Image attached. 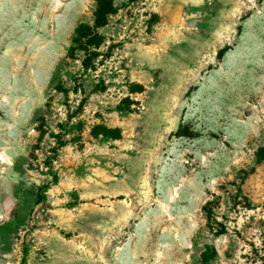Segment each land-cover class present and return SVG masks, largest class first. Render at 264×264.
<instances>
[{
  "label": "rangeland",
  "instance_id": "obj_1",
  "mask_svg": "<svg viewBox=\"0 0 264 264\" xmlns=\"http://www.w3.org/2000/svg\"><path fill=\"white\" fill-rule=\"evenodd\" d=\"M115 6L80 107L92 0H0V264H264V0Z\"/></svg>",
  "mask_w": 264,
  "mask_h": 264
},
{
  "label": "trees",
  "instance_id": "obj_2",
  "mask_svg": "<svg viewBox=\"0 0 264 264\" xmlns=\"http://www.w3.org/2000/svg\"><path fill=\"white\" fill-rule=\"evenodd\" d=\"M136 2L139 0H129ZM93 10L91 12L90 22H80L74 29L73 37L69 47L65 50L64 60L55 67L51 83L52 90L67 96L69 93L80 95L83 99L80 107L93 94L103 92L106 87L104 80L98 76H93L97 66L103 63L98 57L103 55L100 50L103 46L104 38L99 30L107 25L109 16L117 13L115 0H92ZM110 55V54H109ZM106 55L103 57L105 58ZM69 61H78L77 69H72ZM141 86H137L135 92L140 93ZM102 134H95V138H99ZM59 137V136H58ZM103 139H116L119 136H108L103 134ZM58 144L63 142L57 138ZM264 149H258L255 153L257 163L264 161ZM217 256L215 248L209 245L204 246L201 254V262L207 264L214 260Z\"/></svg>",
  "mask_w": 264,
  "mask_h": 264
}]
</instances>
